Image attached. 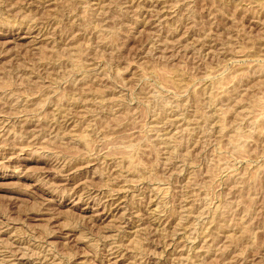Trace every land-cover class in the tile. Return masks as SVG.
I'll list each match as a JSON object with an SVG mask.
<instances>
[{"label":"rangeland","instance_id":"rangeland-1","mask_svg":"<svg viewBox=\"0 0 264 264\" xmlns=\"http://www.w3.org/2000/svg\"><path fill=\"white\" fill-rule=\"evenodd\" d=\"M0 264H264V0H0Z\"/></svg>","mask_w":264,"mask_h":264}]
</instances>
